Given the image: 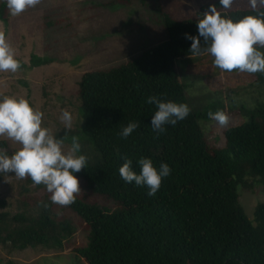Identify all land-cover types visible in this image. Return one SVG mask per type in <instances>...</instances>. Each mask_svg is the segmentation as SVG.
Returning <instances> with one entry per match:
<instances>
[{"label":"trees","instance_id":"obj_1","mask_svg":"<svg viewBox=\"0 0 264 264\" xmlns=\"http://www.w3.org/2000/svg\"><path fill=\"white\" fill-rule=\"evenodd\" d=\"M212 5L234 22L257 15L251 7L225 10L220 0L189 20H175L160 10L164 40L119 66L84 73L77 82L74 136L86 144L80 154L88 159L86 168L75 173L83 183L80 195L63 207L87 233L86 243L73 249L86 264H264V203L255 206L250 221L239 199L242 190L264 191V100L240 108L246 121L223 132V145H212L200 122L210 120L209 111L231 108L211 105L194 112L176 71L178 59L194 57L186 36H199L197 22ZM7 14L4 0L0 21ZM48 62L31 57L33 67ZM151 96L187 104L190 114L175 126L164 125L163 132L154 131L157 108L147 103ZM130 122L139 127L125 139L120 133ZM0 148L8 155L15 151L4 140ZM141 158L151 159L157 169L163 163L171 169L155 196L119 174L126 159L139 174ZM82 189L111 207L90 202ZM54 207L46 195L32 205L21 202L11 212L0 199V246L61 250L77 227L69 218L58 219Z\"/></svg>","mask_w":264,"mask_h":264},{"label":"rangeland","instance_id":"obj_2","mask_svg":"<svg viewBox=\"0 0 264 264\" xmlns=\"http://www.w3.org/2000/svg\"><path fill=\"white\" fill-rule=\"evenodd\" d=\"M3 1L0 0V4ZM215 1L42 0L37 7L19 16H12L8 9L6 21H0V31L5 32L21 68L16 73L0 72V100L4 96L28 100L34 109L43 112V127L50 128L58 139L67 135V151L79 122L76 92L81 75L119 66L164 40L160 10L175 20H189L201 13L202 7ZM232 7L250 5L248 0H235ZM33 55L47 58L49 62L33 67ZM212 61L208 55L180 58L176 61V71L186 85V96L194 112H203L211 105L231 108L230 112L226 111L230 117L227 127L211 119L200 122L209 143L221 146L223 132L246 121L238 110L251 109L264 100V74L222 72L213 67ZM64 110L73 118L70 131L60 119ZM0 140L6 141L15 151L20 147L5 138ZM80 144L81 150L86 148V144ZM80 152L77 155H82ZM14 176V173L0 174V199L6 202L9 211L15 212L21 202L32 205L35 200L51 195L44 186L33 187L30 178L19 180ZM82 191L90 202L109 205L86 190ZM239 199L246 217L253 221L255 206L264 203V191L261 187L242 190ZM53 210L58 219L69 218L77 227V232L64 247L61 250L38 247L18 251L0 246V264L9 261L16 264H86L73 252L76 246L86 243L87 233L83 226L78 225L77 218L64 207L55 205Z\"/></svg>","mask_w":264,"mask_h":264},{"label":"clouds","instance_id":"obj_3","mask_svg":"<svg viewBox=\"0 0 264 264\" xmlns=\"http://www.w3.org/2000/svg\"><path fill=\"white\" fill-rule=\"evenodd\" d=\"M42 0H6L12 16H19L30 8L37 7ZM235 0H220V5L227 10ZM257 15H247L234 22L222 18L215 5L203 14L197 22L199 36H186L192 41L190 53L193 56L208 55L213 58V67L222 72L264 74V0H248ZM200 37L204 38V47ZM16 53L0 31V72L16 73L21 64L15 58ZM148 104L156 105L157 111L151 120L154 131L163 132L164 125L175 126L190 114L187 104L164 102L156 96L148 97ZM209 119L227 127L230 117L223 110L207 113ZM43 112L34 109L28 100L4 96L0 100V138H5L19 145V149L8 155L0 148V174L14 173L15 178H30L32 186L43 185L50 193L52 204L69 206L75 203L81 193L80 182L75 173L86 168L87 157L77 155L81 151L78 136L71 137V146L65 151V140L58 139L50 128L43 127ZM65 129H72V115L64 110L60 117ZM138 123L130 122L120 133L128 138L137 128ZM132 160L126 159L120 167L121 178L137 186H146L149 196H155L164 178L171 174L168 164L163 163L157 169L149 158L138 161L140 172L132 170ZM47 207L48 205H43Z\"/></svg>","mask_w":264,"mask_h":264}]
</instances>
